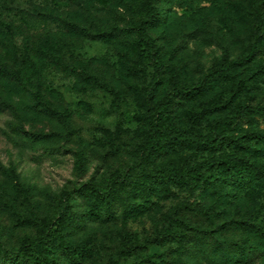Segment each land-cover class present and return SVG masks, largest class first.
<instances>
[{
  "label": "rangeland",
  "instance_id": "1",
  "mask_svg": "<svg viewBox=\"0 0 264 264\" xmlns=\"http://www.w3.org/2000/svg\"><path fill=\"white\" fill-rule=\"evenodd\" d=\"M157 1L160 18L150 31L162 48L160 62L147 55L142 60L116 34L112 40L92 38L126 27L134 39L142 18L134 9L138 0H82L76 11L68 0H0V65L19 72L18 80L0 75V264H11L24 240H40L34 224L44 217L56 222L65 209L86 215L88 204L76 196L68 200V192L93 185L119 189L126 207L103 222L87 214V224L70 230L69 240H88L94 248L79 264H167L179 257L180 247L187 264H264V240L246 237L240 223L264 226V186L247 190L242 211L223 190L174 188L139 215L140 204H149L137 192L138 178L149 169L139 152L148 114L139 93L148 90L156 65L165 69L164 79L152 86L150 100L172 99L190 140L210 132L205 116L212 105L222 110L216 117L231 114L239 102L264 105V75L256 74L264 69V53L232 68L227 78L209 76L222 58L234 61L257 39L264 45V0ZM37 70L45 99L68 123L35 102ZM254 117L238 118L229 132L264 131V118ZM183 153L190 160L206 157L194 146ZM253 155L264 163L263 152ZM183 202L196 209H184L183 217L210 232L209 244L188 242L196 233L188 228L163 233L166 211ZM209 207L213 211L206 214ZM54 243L56 264H77ZM252 246L258 257H243Z\"/></svg>",
  "mask_w": 264,
  "mask_h": 264
},
{
  "label": "trees",
  "instance_id": "2",
  "mask_svg": "<svg viewBox=\"0 0 264 264\" xmlns=\"http://www.w3.org/2000/svg\"><path fill=\"white\" fill-rule=\"evenodd\" d=\"M68 1L69 7L75 11L79 10L83 5L82 0ZM134 9L142 15V18L136 24V36L134 39H130V30L126 27L117 28L113 33H98L93 35L92 38L112 40L113 35L116 34L127 42L130 50L135 55H141L142 60H145L147 55L152 56L151 58L155 59V62H160L162 48L157 44L150 31L152 25L160 18L158 1L138 0ZM257 12L256 18L262 23V15H260V11ZM72 28L76 32H84L83 29L78 27L72 26ZM263 53L264 45L257 39L254 44L249 45L244 50L242 56H239L234 61L228 57L222 58L213 67L214 69L211 70L209 76L212 80L218 76L227 78L233 74L232 68L247 64ZM164 72L165 69L161 65H156L148 90H143L139 93V97L144 101L148 111L144 119L147 135L143 143L139 145V152L141 160L145 161L149 166V169L143 172L137 180V192L143 202L149 204H140L142 209L139 215L144 212V209L151 208L156 200L172 196L174 188L195 189L200 192L209 189L215 194L219 190H223L224 196L233 197L234 206L237 210L242 211L243 196L249 194L248 191L250 190L261 189L264 186V163L254 158L253 155V151L256 150L263 152L264 155V131H246L244 135L236 136L230 133L229 130L233 122L238 118H255L254 116L264 118V105H249L248 103L242 104L239 102L233 105L229 111L231 114H226V117L221 115L216 117L222 110H219L218 105H212V111L205 116L208 125H210V132L203 138L199 137L190 140L187 137L189 132L180 124L174 114L175 103L173 100L167 97L155 104L150 100V89L163 81ZM259 73L264 75V69H261L256 74ZM36 74L35 102L41 104L43 110L49 116L68 123L66 115L54 108L52 103L45 99L41 89L42 75L39 70L36 71ZM0 75L12 80L19 79V72L1 65ZM253 77H255V74L250 76V78ZM181 85L180 89L184 86L182 83ZM206 86L201 84L198 88L204 90ZM175 92H177V89ZM212 113H215L214 119L212 118ZM257 145H262V150ZM185 146H194L195 150L206 153V157L202 161L190 160L183 153ZM225 183H228L229 186L225 187ZM262 190H264V187H262ZM68 195V200L72 201L76 196L88 204L89 212L87 214L93 220L92 222L114 219L117 210L120 207H126L120 190L114 187L99 189L94 185L91 187L83 186L74 189L73 193L68 192ZM184 209L196 210L191 204L184 205L183 202L174 210L166 211L164 219L168 222L166 223L167 225H164L165 232L163 233L170 232L172 228H181V230L188 228L196 232L187 237L188 242L203 244L204 246L207 243L209 244L210 232L207 230L199 231L197 227L188 222L186 217H183L184 212H186ZM202 210H199L198 213L203 212ZM211 211H213V208L209 207L205 210V213H212ZM86 215H79L73 210L65 209L56 222L44 217L38 224H34L38 228L40 240H24L23 250L14 253L10 263L56 264V260L51 258L57 257L53 248L56 240L58 242L57 248L61 249L72 262L79 264L83 259L90 257L94 253L93 245H90L88 240L82 243L71 241L67 234L70 230L80 229L87 224L89 221H87ZM240 223L247 234V236L245 235L246 237L251 239L256 236L264 240V226L262 224L252 223L247 219L241 220ZM181 237L183 238L182 240L185 239L183 233H181ZM127 248L129 247L126 246L125 249ZM180 248L179 252L181 254L179 257L170 260L167 264H187L185 257H183L185 250L183 247ZM259 253L258 248L252 246L248 255L243 257H250L251 260L253 257H258ZM157 261L154 260L152 264H156Z\"/></svg>",
  "mask_w": 264,
  "mask_h": 264
}]
</instances>
